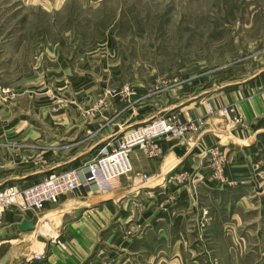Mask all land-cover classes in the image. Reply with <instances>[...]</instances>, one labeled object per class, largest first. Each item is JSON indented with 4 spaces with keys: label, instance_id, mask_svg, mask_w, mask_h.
I'll return each instance as SVG.
<instances>
[{
    "label": "rangeland",
    "instance_id": "1",
    "mask_svg": "<svg viewBox=\"0 0 264 264\" xmlns=\"http://www.w3.org/2000/svg\"><path fill=\"white\" fill-rule=\"evenodd\" d=\"M228 91L235 100H225ZM263 92L264 0H0V127L37 130L0 131V185L36 183L76 159L72 167L87 179L86 158L112 150L149 119L198 120L173 141L182 145L190 135L199 163L193 174L206 167L219 187L256 188L252 202L223 217L228 229L240 222L236 233L251 225L255 241L239 242L232 264L248 252L264 264V135L248 131L243 108ZM209 118L221 133H241L237 151L212 144L227 140L219 135L193 140ZM224 247L227 253L231 244Z\"/></svg>",
    "mask_w": 264,
    "mask_h": 264
},
{
    "label": "crops",
    "instance_id": "2",
    "mask_svg": "<svg viewBox=\"0 0 264 264\" xmlns=\"http://www.w3.org/2000/svg\"><path fill=\"white\" fill-rule=\"evenodd\" d=\"M233 92L226 93L229 96H225L226 101L235 100ZM245 106L248 131L264 135V92L251 96ZM214 120L207 119L209 128L198 137L193 136V140L205 138L210 142L212 136L206 134L219 135L227 140L212 144L237 151L241 133H221L219 124H213ZM1 130L8 133L37 131L16 124L3 125ZM190 140L187 135L181 141L186 150L182 157L174 154L176 143L169 140L161 141L162 152L156 158L143 157L134 150L130 156L132 179L112 183L108 191L100 192L84 177L77 193L63 196L57 205L46 206L39 219L13 209L0 211V264H203L209 259L230 264L233 251L241 247H238L239 242L255 241L249 234L251 225L243 234L236 233L233 229L240 222H233V227L228 229L225 224L228 218L223 214L228 211L233 217L237 208L245 206L249 199L252 202L256 188L249 182L219 187L210 182L206 167L193 174L190 170L199 163ZM79 161L76 159L61 169L72 168ZM235 163L232 160L228 176L239 174ZM181 172L189 173L185 181H181ZM144 174L148 180L140 178ZM30 180L19 186L32 184ZM104 195H111V199L104 201ZM25 219L32 220L34 226L20 231L18 225ZM45 221L47 226H43ZM39 228L48 233L37 235ZM227 241L231 249L226 253L224 243ZM5 248L8 252L1 254ZM38 255L42 256L40 260L35 259ZM256 256L253 252L236 254L235 264L249 261L260 264Z\"/></svg>",
    "mask_w": 264,
    "mask_h": 264
},
{
    "label": "built area",
    "instance_id": "3",
    "mask_svg": "<svg viewBox=\"0 0 264 264\" xmlns=\"http://www.w3.org/2000/svg\"><path fill=\"white\" fill-rule=\"evenodd\" d=\"M221 112L227 113L225 109ZM201 124L198 120L177 124L171 113L149 119L123 134L112 150L87 160L85 181L100 192L108 191L113 181L133 172L130 156L134 150L141 151L147 158H156L162 152V139L173 141L176 137L183 138V133ZM140 178L148 180L149 177L144 174ZM82 186V175L77 167L49 172L41 181L24 187L0 185V208L13 209L22 215L31 213L33 219H39L46 206L57 204L62 196ZM41 258V255L35 257L36 260Z\"/></svg>",
    "mask_w": 264,
    "mask_h": 264
},
{
    "label": "water",
    "instance_id": "4",
    "mask_svg": "<svg viewBox=\"0 0 264 264\" xmlns=\"http://www.w3.org/2000/svg\"><path fill=\"white\" fill-rule=\"evenodd\" d=\"M173 152H174V154L177 156V157H182L184 154H185V152H186V150H185V147L183 146V145H176L174 148H173V150H172ZM111 195H104L103 196V200L105 201H107V200H110L111 198ZM33 226H34V224H33V221L32 220H27V219H25V220H22L21 222H20V224L18 225V229L20 230V231H24V230H29V229H32L33 228Z\"/></svg>",
    "mask_w": 264,
    "mask_h": 264
},
{
    "label": "bare ground",
    "instance_id": "5",
    "mask_svg": "<svg viewBox=\"0 0 264 264\" xmlns=\"http://www.w3.org/2000/svg\"><path fill=\"white\" fill-rule=\"evenodd\" d=\"M44 231H45V233H48L46 230H44ZM44 231H43V232H44Z\"/></svg>",
    "mask_w": 264,
    "mask_h": 264
}]
</instances>
